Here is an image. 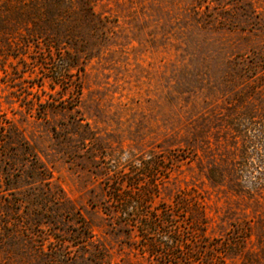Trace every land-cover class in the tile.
I'll return each mask as SVG.
<instances>
[{"label":"rangeland","instance_id":"1","mask_svg":"<svg viewBox=\"0 0 264 264\" xmlns=\"http://www.w3.org/2000/svg\"><path fill=\"white\" fill-rule=\"evenodd\" d=\"M0 264H264V0H0Z\"/></svg>","mask_w":264,"mask_h":264}]
</instances>
